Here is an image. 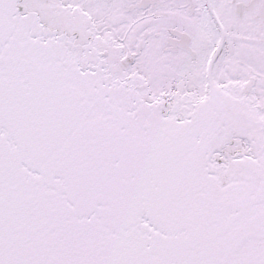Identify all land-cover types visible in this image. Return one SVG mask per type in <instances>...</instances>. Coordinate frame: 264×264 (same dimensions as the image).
<instances>
[{
  "label": "snow or ice",
  "instance_id": "6c2138e0",
  "mask_svg": "<svg viewBox=\"0 0 264 264\" xmlns=\"http://www.w3.org/2000/svg\"><path fill=\"white\" fill-rule=\"evenodd\" d=\"M0 264H264V0H0Z\"/></svg>",
  "mask_w": 264,
  "mask_h": 264
}]
</instances>
